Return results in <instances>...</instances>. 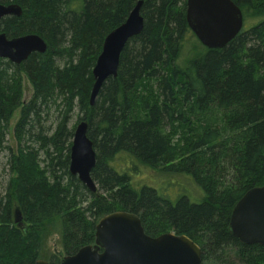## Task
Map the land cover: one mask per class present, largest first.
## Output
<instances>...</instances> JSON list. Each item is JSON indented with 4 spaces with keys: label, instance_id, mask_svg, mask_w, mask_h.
Returning a JSON list of instances; mask_svg holds the SVG:
<instances>
[{
    "label": "trees",
    "instance_id": "16d2710c",
    "mask_svg": "<svg viewBox=\"0 0 264 264\" xmlns=\"http://www.w3.org/2000/svg\"><path fill=\"white\" fill-rule=\"evenodd\" d=\"M137 1L0 0L22 8L20 16L0 19V31L36 33L47 44L19 64L0 58L1 134L19 108L14 173L0 189V264L40 259L41 232L54 219L63 254H73L93 243L97 221L117 210L136 213L149 235L190 237L201 247V264H264V244L242 243L228 227L238 199L264 184V0H232L243 17L262 19L221 48L199 43L184 59L185 45L196 38L186 0H143V30L127 41L116 77L104 81L90 105L103 40ZM24 78L32 88L28 99ZM52 106L59 115L53 129L45 128L42 114ZM76 108L95 150V193L69 172L68 121ZM172 147L181 152L176 159ZM137 163L190 175L202 199L135 186ZM60 258L51 253L48 262Z\"/></svg>",
    "mask_w": 264,
    "mask_h": 264
},
{
    "label": "water",
    "instance_id": "95a60500",
    "mask_svg": "<svg viewBox=\"0 0 264 264\" xmlns=\"http://www.w3.org/2000/svg\"><path fill=\"white\" fill-rule=\"evenodd\" d=\"M138 0L126 19L105 36L92 68L94 78L89 102L95 98L109 77H116L120 54L127 41L141 33L144 20ZM18 3H0V19L20 16ZM188 27L207 48H221L243 28V13L232 0H186ZM45 40L36 33L8 37L0 31V58L19 64L32 52L43 53ZM92 140L87 136V122L80 121L74 131L69 153V172L93 193L97 184L91 176L96 160ZM20 215L16 221L19 222ZM20 225V223H19ZM229 232L242 243L264 244V184L248 189L233 206ZM201 247L185 234L172 231L156 236L144 231L140 217L117 210L102 216L95 225V239L73 254H63L59 264H201ZM33 264H49L38 259Z\"/></svg>",
    "mask_w": 264,
    "mask_h": 264
},
{
    "label": "rangeland",
    "instance_id": "374dc122",
    "mask_svg": "<svg viewBox=\"0 0 264 264\" xmlns=\"http://www.w3.org/2000/svg\"><path fill=\"white\" fill-rule=\"evenodd\" d=\"M243 28H246L254 23H257L262 18L254 17L251 13L244 14L243 17ZM200 42L197 38H194L189 41L188 44L185 45V49L183 51L184 57L189 56L194 49L200 48ZM23 89H24V99H28L32 93V88L30 83L26 78L23 79ZM46 115V116H45ZM59 115V111L55 106H52L49 110V114H42L41 125L46 127L54 128L56 124V118ZM81 113L76 108L71 113V116L68 121V126L70 129H75L76 125L82 121L80 120ZM19 116V108L16 109L9 120V125L6 130H3V134L0 133V189L4 190L7 187L8 181L10 177L13 175V171L11 170L12 166V157L11 155L17 153L18 148V140L16 138V133L14 132V125ZM45 118V119H44ZM52 131V130H51ZM176 139L172 138V145L176 146ZM20 145V144H19ZM181 145V144H180ZM172 147V157L177 158L181 153L180 150H173ZM131 156H126L124 161L129 160ZM40 158H45L43 153H40ZM120 159H117V163L122 164L124 162ZM115 162V163H116ZM116 163V164H117ZM45 163L41 161V166ZM136 170L132 172V181L135 186H139L140 184H148L155 187L161 194H165L171 199H175L180 194H186L189 199L193 202H198L203 197V191L201 187L193 180V178L181 172L175 171H164L160 169H153L148 166L141 165L137 163L135 168ZM98 189V185H97ZM51 253H59L61 256L63 255L62 246L60 244V228L59 223L56 219L48 221L45 224L44 229L41 232V252L40 259H44L48 261L49 255Z\"/></svg>",
    "mask_w": 264,
    "mask_h": 264
},
{
    "label": "flooded vegetation",
    "instance_id": "af4514ba",
    "mask_svg": "<svg viewBox=\"0 0 264 264\" xmlns=\"http://www.w3.org/2000/svg\"><path fill=\"white\" fill-rule=\"evenodd\" d=\"M4 4V3H3Z\"/></svg>",
    "mask_w": 264,
    "mask_h": 264
}]
</instances>
